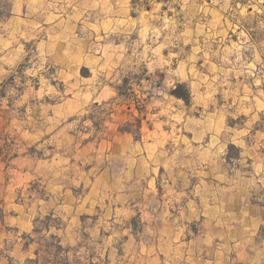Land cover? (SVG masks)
Masks as SVG:
<instances>
[{"label": "rangeland", "instance_id": "rangeland-1", "mask_svg": "<svg viewBox=\"0 0 264 264\" xmlns=\"http://www.w3.org/2000/svg\"><path fill=\"white\" fill-rule=\"evenodd\" d=\"M0 264H264V0H0Z\"/></svg>", "mask_w": 264, "mask_h": 264}, {"label": "trees", "instance_id": "trees-1", "mask_svg": "<svg viewBox=\"0 0 264 264\" xmlns=\"http://www.w3.org/2000/svg\"><path fill=\"white\" fill-rule=\"evenodd\" d=\"M185 99H188L187 96H183ZM125 131H129L127 128L124 129Z\"/></svg>", "mask_w": 264, "mask_h": 264}, {"label": "crops", "instance_id": "crops-1", "mask_svg": "<svg viewBox=\"0 0 264 264\" xmlns=\"http://www.w3.org/2000/svg\"><path fill=\"white\" fill-rule=\"evenodd\" d=\"M12 12H15V10H13ZM19 13H24L23 9H22V11H21V12H19Z\"/></svg>", "mask_w": 264, "mask_h": 264}]
</instances>
